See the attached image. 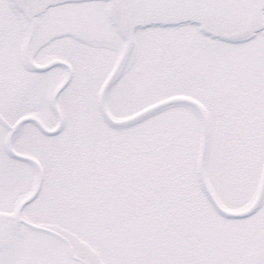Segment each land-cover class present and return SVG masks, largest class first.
<instances>
[{
  "label": "snow or ice",
  "instance_id": "obj_1",
  "mask_svg": "<svg viewBox=\"0 0 264 264\" xmlns=\"http://www.w3.org/2000/svg\"><path fill=\"white\" fill-rule=\"evenodd\" d=\"M0 264H264V0H0Z\"/></svg>",
  "mask_w": 264,
  "mask_h": 264
}]
</instances>
